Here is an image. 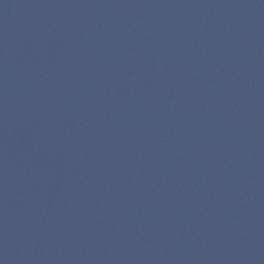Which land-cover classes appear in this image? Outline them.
Instances as JSON below:
<instances>
[{
	"label": "water",
	"instance_id": "obj_1",
	"mask_svg": "<svg viewBox=\"0 0 264 264\" xmlns=\"http://www.w3.org/2000/svg\"><path fill=\"white\" fill-rule=\"evenodd\" d=\"M0 264H264V0H0Z\"/></svg>",
	"mask_w": 264,
	"mask_h": 264
}]
</instances>
